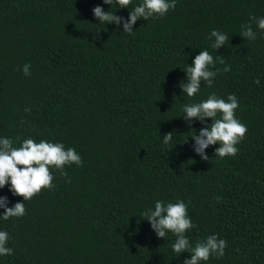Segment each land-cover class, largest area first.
<instances>
[{
    "label": "trees",
    "instance_id": "obj_1",
    "mask_svg": "<svg viewBox=\"0 0 264 264\" xmlns=\"http://www.w3.org/2000/svg\"><path fill=\"white\" fill-rule=\"evenodd\" d=\"M141 2L0 0V138L13 147L27 138L62 143L82 159L64 167L67 176L50 169L55 187L30 200L0 188L8 207L26 209L0 216L13 249L0 264H183L190 253L172 250L175 235L158 238L141 215L158 200L188 205L193 247L213 234L227 242L222 258L201 264H264V31L253 23L255 40L239 34L250 16L264 17V0H176L163 17L138 19L130 35L91 11L126 19ZM213 29L229 35L218 50ZM200 50L220 72L190 98L183 69ZM213 93L236 95L247 133L235 156L214 155L217 144L202 160L191 135L211 119L189 127L181 114Z\"/></svg>",
    "mask_w": 264,
    "mask_h": 264
},
{
    "label": "clouds",
    "instance_id": "obj_2",
    "mask_svg": "<svg viewBox=\"0 0 264 264\" xmlns=\"http://www.w3.org/2000/svg\"><path fill=\"white\" fill-rule=\"evenodd\" d=\"M103 3L109 6L115 4L116 8H129L132 0H103ZM175 6L176 0H142L129 12L126 19L115 15L114 11L105 12L99 5L93 7L91 11L100 23L115 24L118 28L122 25V32L130 35L134 32L133 25L138 19L143 18L147 21L149 18L163 17L170 9L174 10ZM253 23L258 30L264 31V17L250 16L249 23L241 26L242 30L239 34L248 40H255L257 33L253 30ZM208 39L212 41L211 47L218 50L228 43L229 35L213 29ZM219 62L225 63L222 57L219 58ZM215 63L213 56L207 50H200L191 66L183 69L186 73V83L180 84L183 93L190 98L195 96L200 91L202 81L211 87L215 76L220 72V69L210 70V66H214ZM230 70L229 65L223 68L224 72ZM22 71L25 76L31 75V65L24 64ZM254 83L259 85L260 80L257 78ZM238 107L239 102L235 94H229L225 101L218 98L215 93L209 95L206 100L183 106L181 115L189 123V127L193 119L202 124L205 118L211 119V123L202 127L199 134L194 132L191 135L194 141L193 150L202 160L209 159L205 154V149L210 145H219L215 148L214 155L221 158L236 155L238 152L236 145L244 139L247 133L246 125L235 117V110ZM25 111L29 110L25 109ZM172 138V132L165 133L163 135L164 145L167 146ZM186 141L187 137L183 142ZM71 164L82 166V159L74 148L65 150L62 143L45 140L37 143L27 138L21 142L19 147H13L12 139L0 138V188L7 185L12 195L22 197L23 201L32 199L43 189L55 187L50 169L55 168L60 171L61 176H67L63 169ZM7 204L8 198L0 196V208L4 209L0 216L4 220L25 215L24 202H17L12 207H8ZM141 215L149 222L158 238H165L168 232L175 235L176 240L172 245V250L178 255L184 251L190 253V258L185 259L183 264H201V261H208L213 255L216 258L224 256L227 242L224 239H218L215 234L207 236L206 239L192 246L185 233L195 225L189 217L188 205L182 200L167 204L158 200L155 202L154 210L150 208ZM8 240V232L0 231V256L13 254V249L7 246Z\"/></svg>",
    "mask_w": 264,
    "mask_h": 264
}]
</instances>
